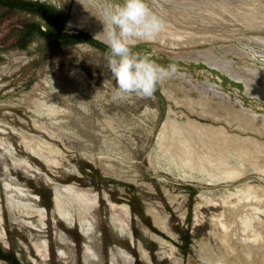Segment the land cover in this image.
<instances>
[{
	"label": "rangeland",
	"instance_id": "rangeland-1",
	"mask_svg": "<svg viewBox=\"0 0 264 264\" xmlns=\"http://www.w3.org/2000/svg\"><path fill=\"white\" fill-rule=\"evenodd\" d=\"M38 1L64 20L58 35L83 29L93 38V31L106 37L90 0ZM148 3L166 28L134 50L161 66L175 63L180 71L159 85L160 97L155 92L116 101L103 48L81 42L42 51L48 37L20 29L29 20L44 26L43 20L0 7V242L15 240L22 260L133 264L125 247L110 242L118 236L132 246L127 233L134 219L156 243L153 254L139 240L132 246L144 264H198V251L213 262L264 264V45L256 40L264 38V0ZM226 126L238 141L215 134ZM79 159L118 184L97 190L88 180L85 186L62 182L82 176L74 163ZM42 183L51 188V211L35 192ZM128 185L152 224L155 216L160 219V227L153 225L166 237L129 214ZM182 185L196 187L190 207ZM67 186L93 206L81 225L59 215L61 209L78 214V200L61 194L63 207L52 200L56 189ZM181 228L192 234L185 253L177 246Z\"/></svg>",
	"mask_w": 264,
	"mask_h": 264
},
{
	"label": "clouds",
	"instance_id": "clouds-1",
	"mask_svg": "<svg viewBox=\"0 0 264 264\" xmlns=\"http://www.w3.org/2000/svg\"><path fill=\"white\" fill-rule=\"evenodd\" d=\"M104 25L107 46V66L115 80L112 99L129 96L150 98L166 79L176 77L179 67L172 63L161 66L134 50L138 41H152L166 28L165 20L149 6L148 0H90ZM95 38V37H94ZM198 264H224L222 258L213 262L209 256L197 252Z\"/></svg>",
	"mask_w": 264,
	"mask_h": 264
},
{
	"label": "trees",
	"instance_id": "trees-1",
	"mask_svg": "<svg viewBox=\"0 0 264 264\" xmlns=\"http://www.w3.org/2000/svg\"><path fill=\"white\" fill-rule=\"evenodd\" d=\"M0 7L6 8L8 11H13L19 9L20 11H26L28 13H32L33 15H36L44 22V26L38 22L29 20L25 23H23L21 27V31L24 32V34L32 35V33L38 34L43 37H48V44L42 49V51L45 48H48V46H62V45H74L81 42H86L90 45L103 48L105 52H108L107 46L102 43L101 41L93 38L89 33L84 31L83 29L76 30L75 33L70 35L61 36L58 35L60 30L65 27L64 20L61 18L59 12L56 8L53 6H50L46 3L40 2L38 0H0ZM26 37H22V39H25ZM22 47V46H20ZM31 81H29V84ZM157 95L160 97L159 93L156 92ZM26 154V153H24ZM27 156H29L27 154ZM31 160H33L37 165L41 166V168H44L43 164L38 161L37 159L31 157ZM75 166L79 173L82 175L80 176H70L66 179L62 180L64 183H70L73 182V180L78 181L81 185L85 186L87 180L89 183H92L97 190H99L102 186L107 187L108 184H118L117 181L109 180L101 176L99 170L95 167H93L90 163L83 161L82 159L76 160ZM88 178V179H86ZM184 188H186L188 195H189V207L192 203L193 196L196 193V187L191 185H182ZM129 189L131 190V193L128 195L127 203L130 207V211L132 214V217L139 218L140 222L143 223L147 228H149L151 231L166 237L163 232H161L159 229H157L151 221V218L149 215H147L144 211V206L139 198V196L134 192V187L132 185H128ZM45 191L47 194H45ZM35 192L44 200L46 198V202L43 201L42 205L48 210L51 211L52 209V203H51V188L44 185L43 183L38 187V189L35 190ZM113 200L120 202L117 197L114 195L112 196ZM103 200L101 199V202ZM131 232L134 238V246L136 245V242L139 240L144 245V247L153 254V251L155 250L156 243L152 240H150L147 236H145L141 229L139 228V225H137L136 221L132 219L131 224ZM177 232L179 233V239L181 243H177V246L183 250L185 253L189 249V244L191 242L192 234L190 233L188 228H181L177 229ZM128 237V236H127ZM110 243H115L118 245H121L127 249V251L134 257L133 264H144L138 257V254L136 252L135 247L130 246L129 242L123 241V239L119 238L118 236L114 237ZM8 247H4L3 244L0 242V260L5 262V264H32L31 262L27 260L20 259L16 254V241L13 239L7 240ZM75 242L78 244L79 248L81 243H83V239L80 235L77 234L75 237Z\"/></svg>",
	"mask_w": 264,
	"mask_h": 264
},
{
	"label": "bare ground",
	"instance_id": "bare-ground-1",
	"mask_svg": "<svg viewBox=\"0 0 264 264\" xmlns=\"http://www.w3.org/2000/svg\"><path fill=\"white\" fill-rule=\"evenodd\" d=\"M92 34H94V36H96L97 38H99V39H101L102 41H104L105 39H106V37L105 36H103V35H101V34H98L97 32H95V31H93L92 32ZM257 40V42L258 43H260V44H263L264 45V38L263 39H261V38H257L256 39ZM182 41V40H181ZM183 42V41H182ZM195 42V41H194ZM167 45V44H166ZM174 45V44H173ZM263 117H264V115H262ZM166 123H167V119H165V121L163 122V124H162V126H161V130L160 131H163L164 130V128H165V126H166ZM228 123H230V122H228ZM228 123H226V125L227 126H230V124H228ZM168 124V123H167ZM242 125V124H241ZM240 125V127H242ZM227 126L226 127H224V129L222 128V129H220V130H218V129H216L215 131H216V135L217 136H220V138L221 139H228V138H232L233 137V139H234V141H238V139H239V137L238 136H231L230 134V136L228 135V130H227ZM192 127H194L195 129H203V127H205V126H202V125H199V124H192ZM243 128V127H242ZM247 128V127H246ZM211 129V128H210ZM213 129V128H212ZM200 131V130H199ZM209 132V131H208ZM211 132V131H210ZM209 132V133H210ZM199 133V132H198ZM213 133V132H212ZM201 133H199L198 135H200ZM204 134H206V133H204ZM201 138V137H200ZM182 139V138H181ZM180 140V139H179ZM194 140V139H193ZM191 141V140H190ZM183 148V147H182ZM207 151V150H206ZM47 162V161H46ZM234 179V178H233ZM230 180V178H228V179H225L224 181H229ZM236 181V180H235ZM56 189V188H55ZM61 194H66V195H70V196H72V197H74L76 200H78V202H79V204H77V206H78V210H79V213L78 214H73V213H71L70 212V210H64V209H61V211L59 212L60 214V216L62 217V219H64L66 222H68V223H70V224H72V223H77L78 222V224H82V221H84L88 216H89V214H90V210L92 209V205H91V203L89 204V203H87L86 201H84V199H83V197H82V194L83 193H75L74 192V190H73V187L72 186H67V187H64V188H62V190H57L56 189V191L54 192V202H55V204H56V207H63L64 205L62 204V202H61V198H60V195ZM88 195V194H87ZM80 198H82V199H80ZM95 198V197H94ZM211 203V204H210ZM209 204L211 205V206H216L217 204L219 205V203H217V202H210ZM112 204V203H111ZM220 204H221V202H220ZM222 205V204H221ZM92 206V207H91ZM110 206V205H109ZM113 206V205H112ZM112 208V207H111ZM58 210H59V208H58ZM150 211V210H149ZM152 211V210H151ZM155 213V212H154ZM262 213V212H261ZM110 216H112V215H110ZM113 217V216H112ZM154 219H155V223L160 227V219L159 218H157L156 216L154 217ZM113 221V220H112ZM110 224H111V219H110ZM215 224V223H214ZM246 224V223H245ZM84 225V224H83ZM243 227V226H242ZM243 229L245 230L246 229V226H244L243 227ZM233 230V229H232ZM87 232V231H86ZM122 233V232H121ZM239 233V232H238ZM122 234H125V233H122ZM85 235V234H84ZM127 235H128V237H130V234H129V232L127 233ZM153 236V235H152ZM258 236V235H257ZM256 236V237H257ZM254 237V236H253ZM156 239L158 240V241H160V242H162V240H161V238H159V237H156ZM254 239V238H253ZM259 241V240H258ZM256 242V241H255ZM237 243V242H236ZM140 249V254H141V258L143 259V255H142V252L144 251L141 247L139 248ZM40 253V252H39ZM254 253V252H253ZM144 260V259H143ZM224 260V259H223ZM145 261V260H144Z\"/></svg>",
	"mask_w": 264,
	"mask_h": 264
},
{
	"label": "water",
	"instance_id": "water-1",
	"mask_svg": "<svg viewBox=\"0 0 264 264\" xmlns=\"http://www.w3.org/2000/svg\"><path fill=\"white\" fill-rule=\"evenodd\" d=\"M97 40H99V41H102L101 39H99V38H97L96 36H94ZM104 42V41H103ZM48 177V176H47ZM49 178V177H48ZM52 193H53V188H52ZM52 200H53V197H52ZM113 203V202H112ZM127 207H128V211H129V214H130V207H129V205H127ZM43 210H44V208H43ZM146 212H147V210H146ZM151 216V215H150ZM110 217V216H109ZM153 221V220H152ZM153 224L155 225V223L153 222ZM81 232V231H80ZM151 233H153V232H151ZM129 234H130V242H131V244H132V246H134V238H133V235H132V232L130 231L129 232ZM153 235H156V234H154L153 233ZM157 236V235H156ZM159 237V236H158ZM3 246L4 247H8L7 245H5V244H3ZM142 248V249H144L142 246H141V244H139L138 243V251L140 252V249L139 248Z\"/></svg>",
	"mask_w": 264,
	"mask_h": 264
}]
</instances>
